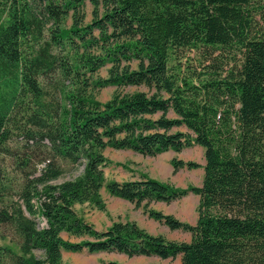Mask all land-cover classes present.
Wrapping results in <instances>:
<instances>
[{"label": "trees", "instance_id": "trees-1", "mask_svg": "<svg viewBox=\"0 0 264 264\" xmlns=\"http://www.w3.org/2000/svg\"><path fill=\"white\" fill-rule=\"evenodd\" d=\"M108 86L117 90L102 101ZM18 133L23 156L8 146ZM196 144L201 185L144 173L106 178L108 148L156 156ZM7 151L20 178L0 160V238L13 242L0 244V264H64V251L264 264V0H0V154ZM63 161L83 168L63 179ZM103 188L191 239L136 221L97 229L76 204L105 208ZM190 193L200 197L195 224L151 207Z\"/></svg>", "mask_w": 264, "mask_h": 264}, {"label": "rangeland", "instance_id": "rangeland-1", "mask_svg": "<svg viewBox=\"0 0 264 264\" xmlns=\"http://www.w3.org/2000/svg\"><path fill=\"white\" fill-rule=\"evenodd\" d=\"M86 10L88 12V19L92 16V6L87 4ZM195 52H191L190 58L196 62ZM107 69L102 71V75L107 76ZM136 87H128L126 90H134ZM117 90L115 86H108L99 92V99L106 101L112 97ZM25 139L21 134H16L12 140L8 142V146L18 151L20 156L25 147ZM106 155L111 160L110 165L105 167V173L107 180L124 181L128 179L140 178L141 174H147L150 177L158 179L160 181L170 183L177 187H187L189 185H201L205 163L204 148L200 145H193L185 148L180 152L169 150L156 156L142 155L132 150H122L108 148L105 151ZM174 158H180L185 161L193 160L200 163V167L190 169L188 167L175 170L172 160ZM1 163L7 167L10 176H13L16 180H19L20 175L16 170L15 160L10 156V153L2 152L0 154ZM35 162H38L36 159ZM44 161H39L35 168L39 170L43 167ZM65 174L63 179L71 178L75 174L82 170V166L75 167L70 163L64 162ZM36 170V171H37ZM38 173V171H37ZM15 199H18V195H14ZM102 198L105 204V208L99 207L90 203L76 204L77 212L85 218L86 221L92 223L97 229L104 230L111 226L116 221H136L141 227L148 230L153 234H162L168 239L172 240H185L191 239V233L182 229H172L163 222L151 218L143 207H137L136 204L123 201L118 198H114L113 195L103 188ZM199 195L190 193L187 196L166 203L164 201H156L151 203V207L160 210L166 214L174 215L180 220L195 224L198 218L197 206L199 203ZM136 220H129L130 218ZM45 221L41 220V225H44ZM11 236L13 233L10 234ZM66 239L80 240L81 237L71 236L67 233L63 234ZM12 244L8 238H0V244ZM38 256H42V251L36 252ZM109 260H118L123 264H182L181 255L176 258L162 259L158 256H134L129 257L126 254L118 252H100L89 253L83 252H63L64 264H106Z\"/></svg>", "mask_w": 264, "mask_h": 264}, {"label": "crops", "instance_id": "crops-1", "mask_svg": "<svg viewBox=\"0 0 264 264\" xmlns=\"http://www.w3.org/2000/svg\"><path fill=\"white\" fill-rule=\"evenodd\" d=\"M113 197H114V198H118V199L123 200V201H127V200H125V199H123V198H120V197H117V196H114V195H113ZM129 220H136V219L131 217Z\"/></svg>", "mask_w": 264, "mask_h": 264}]
</instances>
